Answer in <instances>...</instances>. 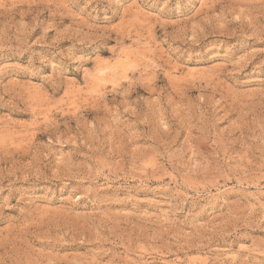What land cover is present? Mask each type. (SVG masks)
Wrapping results in <instances>:
<instances>
[{"label":"rangeland","instance_id":"1","mask_svg":"<svg viewBox=\"0 0 264 264\" xmlns=\"http://www.w3.org/2000/svg\"><path fill=\"white\" fill-rule=\"evenodd\" d=\"M0 264H264V0H0Z\"/></svg>","mask_w":264,"mask_h":264}]
</instances>
